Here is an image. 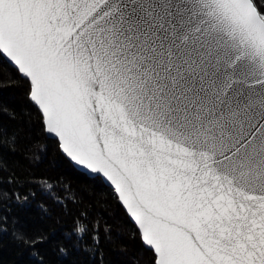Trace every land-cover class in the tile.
<instances>
[{
    "label": "snow or ice",
    "instance_id": "snow-or-ice-1",
    "mask_svg": "<svg viewBox=\"0 0 264 264\" xmlns=\"http://www.w3.org/2000/svg\"><path fill=\"white\" fill-rule=\"evenodd\" d=\"M0 58L150 264H264V6L0 0Z\"/></svg>",
    "mask_w": 264,
    "mask_h": 264
},
{
    "label": "trees",
    "instance_id": "trees-1",
    "mask_svg": "<svg viewBox=\"0 0 264 264\" xmlns=\"http://www.w3.org/2000/svg\"><path fill=\"white\" fill-rule=\"evenodd\" d=\"M153 255L114 191L47 136L19 74L0 58V264H150Z\"/></svg>",
    "mask_w": 264,
    "mask_h": 264
},
{
    "label": "water",
    "instance_id": "water-1",
    "mask_svg": "<svg viewBox=\"0 0 264 264\" xmlns=\"http://www.w3.org/2000/svg\"><path fill=\"white\" fill-rule=\"evenodd\" d=\"M4 59H5L8 63H10L6 58H4ZM10 64H11V63H10ZM11 65H12V64H11ZM12 66H13V65H12ZM45 132H46V134H47L48 137H51V138H53V139H56V141L58 142V138L55 137L54 134L47 133L46 130H45ZM58 144H59V142H58ZM60 150H61V149H60ZM61 152L63 153L62 150H61ZM63 155H64V156H65V157H66V158L72 163L73 166H75L78 170H80V171L86 173L88 176H90V177H94V176H98V177H100L101 180H102L107 186H109V187L114 191V193H115L114 186L111 185V183H110L109 181H107L106 178H104V177L102 176V174L91 173L90 170H87V169H85L84 167H82V166L76 164L74 161H72L69 157H67V155H66L65 153H63ZM115 195H116V197H117L118 203L121 205V207H123L125 213H126L127 216L129 217L130 221L136 226L137 230L139 231L138 226L135 224L134 219L131 218L130 214L127 213L126 209L124 208V206L122 205V203L119 201V199H118V195H117L116 193H115ZM141 240H142V239H141ZM142 244H143L146 248L150 249V248H149V247H148L143 241H142ZM151 251H152V250H151ZM153 254H154V253H153Z\"/></svg>",
    "mask_w": 264,
    "mask_h": 264
},
{
    "label": "bare ground",
    "instance_id": "bare-ground-1",
    "mask_svg": "<svg viewBox=\"0 0 264 264\" xmlns=\"http://www.w3.org/2000/svg\"><path fill=\"white\" fill-rule=\"evenodd\" d=\"M123 208V207H122Z\"/></svg>",
    "mask_w": 264,
    "mask_h": 264
}]
</instances>
